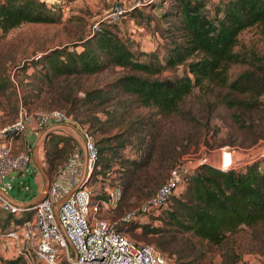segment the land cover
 Returning a JSON list of instances; mask_svg holds the SVG:
<instances>
[{
  "label": "trees",
  "instance_id": "16d2710c",
  "mask_svg": "<svg viewBox=\"0 0 264 264\" xmlns=\"http://www.w3.org/2000/svg\"><path fill=\"white\" fill-rule=\"evenodd\" d=\"M150 2L145 5H151ZM204 6L203 0H171L164 9L163 14L178 19L173 26L179 33V38L172 40L167 48L164 61L154 53L141 59L107 22H102L99 29L88 31L76 41L44 53L41 51L31 59L34 65L40 66L36 75L40 83L32 85L29 92L23 94L22 104L60 106L68 115H82L83 121H93L94 128H102L105 126L97 116H89L81 108L107 101H114V106L120 105L117 93L111 94L112 91L126 93L130 97L126 104L132 102L137 108L153 109L152 114L165 116L179 111L181 102L194 88L214 84L225 86L229 93L245 95L231 97L226 94L223 100L227 106L248 111L255 109L264 103L260 99L264 94V58L252 51L236 49V46L240 42L239 34L249 27L256 26L264 34V0H225L213 17L207 14ZM137 9L126 10L125 16L135 17ZM61 17V12L50 10L46 0H0V40L7 31L23 22H59ZM235 63L252 64L255 68H247L231 78L230 67ZM179 65L183 67L180 74L161 75L166 68ZM110 66H120L124 70L105 86L84 89L82 95H77L73 89L67 93L63 91L61 80L96 74ZM9 86V80L1 81L0 91ZM34 88L36 92H32ZM43 91L45 94L40 97ZM124 113L126 111L119 115L124 116ZM231 117L240 127L257 129L258 138L264 137L263 117L258 123H254L252 116L235 111ZM122 120L114 126L122 125ZM124 125L121 132L94 140L97 157L88 177L89 180L94 174L105 173L107 168L117 164L113 170L117 174L113 178L122 188L119 200L122 208L135 206L150 196L161 184L164 169L172 166L166 164L167 157L157 148L159 144L155 140L159 130H153L156 120L131 118ZM72 139L62 132L52 131L43 140L42 150L49 161L48 173L56 169L52 157H62L66 144ZM111 139L115 140L114 144L105 143ZM131 142L135 146L134 156L122 151ZM191 143L193 140L189 145ZM150 167L157 172L151 173ZM6 213L11 218L9 222L19 223L30 217L32 210ZM150 218L148 222H120L117 228L126 233L140 227L142 232L158 237L155 244L161 250L176 255L172 264H195L197 258H189L191 253L179 247L178 234H169L168 231L182 235L189 232L210 244H220L242 224L251 225L264 219V155L244 159L239 166L227 169L210 162L199 164L188 174L184 190L178 196L176 192L172 194L161 212ZM156 219L162 220V226L152 224ZM11 223L4 227L0 224V227L5 229ZM18 262L25 264L20 256L4 260L5 264Z\"/></svg>",
  "mask_w": 264,
  "mask_h": 264
},
{
  "label": "rangeland",
  "instance_id": "374dc122",
  "mask_svg": "<svg viewBox=\"0 0 264 264\" xmlns=\"http://www.w3.org/2000/svg\"><path fill=\"white\" fill-rule=\"evenodd\" d=\"M134 1L81 0L74 6V9L71 7L62 15L59 22H23L7 31L0 40V82L9 80L10 86L7 90L0 91V127L7 125L17 117L19 107L23 103V94H26L32 85L40 83L36 77L40 66L32 63V56L35 57L38 52L78 40L79 37L92 29L94 22L115 2H121L128 8ZM203 1L205 2L204 9L211 17L217 13V7H222L225 3V0ZM147 2L150 1L147 0L137 6L135 17L127 14L118 23L110 24V27L129 44L136 55H140L141 59H147L150 53H154L159 60L164 61L171 41L179 38V33L173 26L178 22V19L173 15L163 14L171 0H151V5H145ZM218 14H221V11ZM239 38L240 42L236 49L252 51L264 58V34L260 33L256 26L243 30L239 34ZM182 68L181 65L169 67L163 70L161 75L180 74ZM247 68H255V65L232 64L230 77L234 78L239 72ZM123 70L120 66H110L96 74L85 77H69L66 80H61L62 88L66 93L73 89L77 95H82L84 89L105 86ZM43 83L45 84V82ZM32 92H36V89L34 88ZM114 92L117 93L116 97L121 100V104L118 106H114V101H107L98 105H84L81 108L89 116H97L102 126L105 127L94 128L92 126L93 121H83L82 115L75 117L74 114H70V121L67 123L73 125L79 133V128H87L95 140L121 132L125 122L131 118L143 121L147 119L156 120L153 130H159L155 140L159 144L157 148L160 154L167 157L166 164H172L168 169H164V178L160 183L168 177L170 170L183 162L189 154H202L208 158L210 164L215 166H218L223 158L222 163L225 168L239 166L244 159L264 155V137L258 138L257 129L240 127L239 123L231 117V113L235 111L246 116H252L255 120L254 123H258L261 117L264 118V103H260L259 106L250 111L240 107H229L223 100L224 96L229 93L225 86L210 84L207 87H196L181 102L179 111L165 116L152 114L153 109L137 108L132 102L126 104L130 97L119 90L112 91L111 94ZM44 94L43 91L40 97ZM229 95L231 97H245V95L237 92H231ZM31 99L32 96L29 95V100ZM260 99L264 101V94ZM22 105L30 114L48 108L64 109L60 106H36L30 102ZM122 111H126L124 116L119 115ZM114 116L115 118L112 119ZM119 120H122L123 124L114 126ZM94 122L97 126V121L94 120ZM45 128L41 129L31 141V152L35 141ZM59 132L71 136L67 130H60ZM18 137V134L11 136L12 141L15 142L13 145L21 148L24 144L17 143ZM190 140H193L194 143L189 145ZM74 143L76 141L72 139L66 144V150L62 157H52L56 163V169L51 173L46 171L49 161L44 157L42 144L39 146V159L50 181H52L53 176L56 177L63 172L70 160ZM105 143L112 145L115 140L111 139ZM122 151L129 156H134L136 154L134 142L128 144ZM162 164L165 163L162 162ZM117 166L114 164L107 168L105 173L94 174L86 181L93 194V202L105 198L108 194L107 190L116 185V180L113 177L117 173L113 170ZM149 169L151 173L157 172L151 167ZM158 187L156 186L154 191ZM183 190L184 185L179 186L176 189L177 196ZM63 196L64 194L60 195L58 200ZM99 205L98 215L110 221L119 219L123 214L122 212L130 207L124 206L122 208L119 202L115 207H106L101 202ZM169 205L170 203L167 204V207ZM10 219L8 214L0 208V224L3 227L8 226L11 223L9 222ZM152 224L162 226V220L156 219ZM168 233L178 234L179 247L191 253L189 258H197L195 264H264V219L251 225L242 224L220 244H210L189 232L183 235L177 231H168ZM126 235L134 241L149 243L160 250L164 255V264H172L175 261V254L171 255L155 244V240L158 238L155 234L142 232V229L137 227L126 231ZM193 244H195L194 250L192 249ZM17 264H22V262Z\"/></svg>",
  "mask_w": 264,
  "mask_h": 264
},
{
  "label": "built area",
  "instance_id": "2783aa9c",
  "mask_svg": "<svg viewBox=\"0 0 264 264\" xmlns=\"http://www.w3.org/2000/svg\"><path fill=\"white\" fill-rule=\"evenodd\" d=\"M73 0H58L47 3L52 11L64 15ZM147 0H135L128 8L115 2L92 26L91 31L100 28L102 22L118 23L128 9L135 8ZM151 1V0H148ZM47 2V0H46ZM40 52L35 54V57ZM70 115L60 108L39 110L30 114L21 104L17 117L0 127V182L7 174L26 169L31 163V146L13 149L11 136L26 128L40 131L54 123H67ZM84 140L86 158L91 171L97 157V149L92 133L87 128H79ZM75 149L63 172L50 181L47 194L33 205L19 204L9 200L0 190V208L6 212L21 213L32 210L30 217L19 223H11L5 229L0 227V264L4 260L20 256L25 264H164V255L149 243L136 242L117 228L118 222L131 220L149 221L157 216L170 196L179 186H183L188 174L203 162H209L202 154H189L186 159L174 166L168 177L159 187L139 204L127 208L119 219L110 221L98 215L99 203L115 207L122 195L120 185L107 190V196L92 201V192L85 184L68 195L57 207L62 195L61 175L69 167L72 170L68 181L74 187L78 182L75 176L80 168L73 159ZM217 166L223 167V158ZM87 173V174H88Z\"/></svg>",
  "mask_w": 264,
  "mask_h": 264
},
{
  "label": "crops",
  "instance_id": "0c3cea01",
  "mask_svg": "<svg viewBox=\"0 0 264 264\" xmlns=\"http://www.w3.org/2000/svg\"><path fill=\"white\" fill-rule=\"evenodd\" d=\"M57 1L58 0H47V3H56ZM79 1L81 0H73L68 10H70L71 7L74 9V6L79 3ZM38 132L39 131L37 130L26 128L24 131L18 133L19 137L17 138V143L21 142L24 144L23 146H31V141L35 136L38 135ZM72 138L74 141H76V144L73 145L72 150L75 149L78 154L73 159V161L80 168V171L75 176V181L80 182L83 179L85 172V178L87 177V173L90 170V166L88 165L86 154L82 145L73 136ZM13 143L15 144V142ZM19 148L13 145L14 150H17ZM31 156V163L26 169L11 172L6 175L4 181L0 182V190L3 195L6 196L9 200L19 204H30L31 202H33L41 193L45 183V175L37 166V163L33 156V152H31ZM71 170L72 169L68 167L61 175V181L63 182L62 195L64 194V196L73 188L71 183H69L68 181V176ZM54 179L55 177L53 176L52 180Z\"/></svg>",
  "mask_w": 264,
  "mask_h": 264
},
{
  "label": "water",
  "instance_id": "95a60500",
  "mask_svg": "<svg viewBox=\"0 0 264 264\" xmlns=\"http://www.w3.org/2000/svg\"><path fill=\"white\" fill-rule=\"evenodd\" d=\"M54 130H67L82 145V147L85 151V154H86L83 137L81 136V134L78 132V130L73 125L62 122V123L52 124V125L46 127L42 131V133L39 135V137L35 141L33 148H32L33 156L35 158L37 166L42 171V173L45 175V183H44L43 189H42L41 193L39 194V196L33 202H31L30 205H33L36 202H38L39 200H41L47 194V191H48V187L50 184V178H48L46 171L42 165V162L39 159L38 148L42 144L43 140L49 135V133L54 131ZM89 174H90V172L87 174V177L85 178V175H86V172H85L83 179L80 182H78V184H76L65 196H63L61 199H59L57 201V203H56L57 207L60 206V204L63 202V200L68 195H70L72 192H74L77 188L86 184V181L88 180Z\"/></svg>",
  "mask_w": 264,
  "mask_h": 264
}]
</instances>
